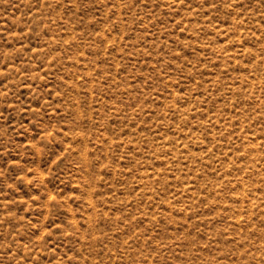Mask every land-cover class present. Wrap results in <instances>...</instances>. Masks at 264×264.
Here are the masks:
<instances>
[{
	"label": "rangeland",
	"instance_id": "374dc122",
	"mask_svg": "<svg viewBox=\"0 0 264 264\" xmlns=\"http://www.w3.org/2000/svg\"><path fill=\"white\" fill-rule=\"evenodd\" d=\"M0 264H264V0H0Z\"/></svg>",
	"mask_w": 264,
	"mask_h": 264
}]
</instances>
